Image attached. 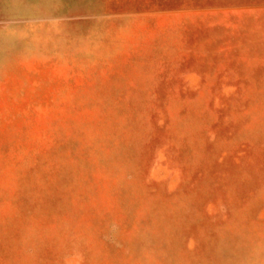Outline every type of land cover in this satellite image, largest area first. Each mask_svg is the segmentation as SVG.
<instances>
[{"label":"rangeland","instance_id":"1","mask_svg":"<svg viewBox=\"0 0 264 264\" xmlns=\"http://www.w3.org/2000/svg\"><path fill=\"white\" fill-rule=\"evenodd\" d=\"M0 264H264V0H0Z\"/></svg>","mask_w":264,"mask_h":264}]
</instances>
